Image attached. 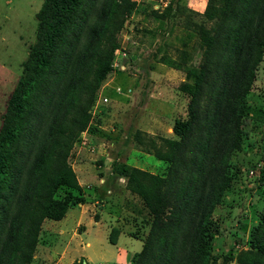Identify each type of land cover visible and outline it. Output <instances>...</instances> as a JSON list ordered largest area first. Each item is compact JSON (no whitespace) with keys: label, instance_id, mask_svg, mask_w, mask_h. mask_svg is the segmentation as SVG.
<instances>
[{"label":"trees","instance_id":"trees-1","mask_svg":"<svg viewBox=\"0 0 264 264\" xmlns=\"http://www.w3.org/2000/svg\"><path fill=\"white\" fill-rule=\"evenodd\" d=\"M135 4L44 0L36 13L35 41L0 127V264H32L43 221L85 203L69 157L113 71L119 31ZM202 15L211 25L197 26L201 61L186 69L191 81L178 89L186 117L174 119L175 139H165L167 173L110 164L108 180L124 178L151 217L132 264H209L212 213L232 182L229 162L264 53V0H207ZM257 234L239 264H264V226ZM73 264L88 263L81 257Z\"/></svg>","mask_w":264,"mask_h":264},{"label":"rangeland","instance_id":"rangeland-1","mask_svg":"<svg viewBox=\"0 0 264 264\" xmlns=\"http://www.w3.org/2000/svg\"><path fill=\"white\" fill-rule=\"evenodd\" d=\"M43 1L0 0V53L5 56L1 61L7 67L6 75L2 76L4 81L0 78V127L8 101L22 76L29 48L35 41L36 13ZM135 1V8L126 16L119 31L121 45L112 60L118 64L117 68H112L98 90L97 99H108L99 111L114 121H103L101 130L108 137L97 140L98 150L92 158L95 168H85L87 182L83 185L91 188L93 184L90 182L96 177H107L99 196L86 199L82 190L85 202L91 204V213L81 214L80 222L86 231L73 238L68 246L69 257L86 252L93 264H132L134 256L126 263L111 258L117 247L110 244V239L115 240L117 232L126 234L125 241H120L121 248L140 249L139 241L130 239L137 243L135 248L128 245L126 236L135 237L143 244L151 217L141 200L127 191V195L113 196L104 207L101 205L106 203L102 189L118 185V190L111 191L119 192L125 188V181L120 178L108 180L110 164L114 160L124 162L127 159L139 162L157 174L167 173L169 163L161 157L168 153L164 137L175 138L171 130L174 119L186 117L187 98L178 89L181 83L191 81L186 77V69L197 66L201 61L202 47L197 26L211 25L202 15L207 0ZM164 3H171V9L165 12ZM5 43L7 50L3 48ZM246 104L248 109L241 124L242 142L229 162L232 182L211 217L207 248L209 264H239V252L248 248L250 239L257 236L264 226V53L256 68ZM136 130L139 132L135 137ZM105 148L109 151L102 156ZM71 153L69 160L72 164L81 154L75 149ZM106 160L108 168H105ZM66 191L62 188L57 195L63 196ZM73 194L77 196L79 193L74 190ZM103 208L105 210H101ZM99 213L106 221L115 224L108 235L109 242L106 227L94 223L92 214L99 217ZM44 221L45 224L56 223L50 219ZM82 224L78 227L80 233L84 229ZM87 242L90 246L85 245ZM35 255L34 264L40 259L39 248Z\"/></svg>","mask_w":264,"mask_h":264},{"label":"crops","instance_id":"crops-1","mask_svg":"<svg viewBox=\"0 0 264 264\" xmlns=\"http://www.w3.org/2000/svg\"><path fill=\"white\" fill-rule=\"evenodd\" d=\"M3 48L7 50V43H5ZM4 57L5 56H3V54L0 53V78L3 81L4 79L2 76L6 75L7 73V67L3 63V61H1ZM1 80H0V93H1V84H2ZM103 98H106V97H103ZM103 104L104 103L102 102V98H101L98 104L95 107H93V109L89 112L86 125L82 132L83 134L81 137L82 141L80 143H77L76 146H74L73 148L77 150L79 154H81L77 156V158L75 159V163H72L71 165H73V169L76 172L79 184L81 185L82 190L84 191L83 196L86 199H89L92 196L93 197L99 196V193H100L99 191H101L102 183L104 182V179L107 177L105 175L103 177L101 176L96 177L95 181L90 182V184H93L91 188H86L89 185L88 186L86 185V187L83 185L84 183L87 182L86 180L87 171L85 168L88 166H93V169L95 168V163L92 161L93 160L92 158H94L93 154H96L98 150L97 140L100 141L104 136L106 137L107 135L105 131L101 130V128H103V121L110 120V119L111 121H114L113 118H109L105 113L99 111V108ZM138 132H139L138 130L135 131V137L138 134ZM164 138L168 141H172L175 139V138H170V137H164ZM169 148H170L169 150H171V147ZM104 151L105 153H102L101 154L102 156H104L106 152L109 151V149L105 148ZM171 155H172V152L170 151L169 155H165L164 158L168 159ZM124 162L129 165H133V166H136L144 170H150L151 172L155 173V171L151 169H145V165L139 162H132L127 159H125ZM105 165H106L105 168L109 167L108 166L109 163L107 160L105 161ZM102 190L104 192L102 198H103V201L106 203L101 204V205H103L104 207L107 206L108 201L112 199L113 196H116V197L124 196V195H127V191H128L126 188H124L119 192H114V191L112 192L109 187L107 189L104 188ZM95 202L98 203V201H95ZM92 204L95 206V203H92ZM90 205L91 204H88V201H87V203L85 202L83 204H77V205L70 206L65 216L62 219L54 220L56 223L45 224L44 223L45 221H43L41 230L39 233V240L36 246V249L39 248V258L40 259L36 261L37 262L36 264H73L74 261L80 259L81 257H84L88 264H93L90 260V256L86 252L79 254L78 256H75V257L68 256L69 254L68 246L70 244V241L76 236H80L84 234L86 231L85 226L80 222V218H81V214H84L85 212L91 213L89 210ZM76 208H78V211L76 210ZM97 210L101 212L100 209H98V207H97ZM101 210H105V208ZM92 217L94 218L95 224H97L98 226L104 225L106 227V235H107V240L109 242L108 235L115 224H113V222L111 223L110 221H106L103 215H101V213H99V217L94 216L93 214H92ZM80 224L84 226V229L82 230L81 233L78 230V227L80 226ZM125 235L126 234L120 231L115 240V243L110 242V244L117 247L116 254L111 253V258H115L116 261H119L120 263H126L127 261H129V259L132 256H134L135 253L139 252L142 248V241L135 237H130V236H126V238H129L126 240L128 245L135 248L138 245H136L137 243H134V242L139 241L140 249L139 250H135V249L127 250L125 248L119 247L120 241L121 240L125 241V239H123ZM130 239L134 240V242H132ZM41 242H43V244H41ZM85 245L90 246V243L87 242ZM35 256L36 255L34 254V258ZM106 263L111 264L110 262H106ZM32 264L34 263L32 262ZM98 264H103V263L99 262Z\"/></svg>","mask_w":264,"mask_h":264},{"label":"built area","instance_id":"built-area-1","mask_svg":"<svg viewBox=\"0 0 264 264\" xmlns=\"http://www.w3.org/2000/svg\"><path fill=\"white\" fill-rule=\"evenodd\" d=\"M164 4H165V7H166V6H167V3H164ZM162 5H163V4H162ZM158 9H159V7H158ZM117 65H118V64L116 63V61L112 62V64H111L112 68H117V67H116ZM100 99H101V98H99V99L96 100L94 107L98 104V102L100 101ZM102 102H103V103H104V102H108V99L103 98V99H102ZM120 180L125 181V179L122 178V177L120 178Z\"/></svg>","mask_w":264,"mask_h":264}]
</instances>
